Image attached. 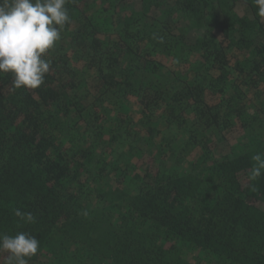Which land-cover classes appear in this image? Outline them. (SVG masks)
I'll return each instance as SVG.
<instances>
[{
    "label": "trees",
    "instance_id": "16d2710c",
    "mask_svg": "<svg viewBox=\"0 0 264 264\" xmlns=\"http://www.w3.org/2000/svg\"><path fill=\"white\" fill-rule=\"evenodd\" d=\"M66 7L44 83L0 73V233L37 237L28 264H264L253 0Z\"/></svg>",
    "mask_w": 264,
    "mask_h": 264
},
{
    "label": "clouds",
    "instance_id": "9594fccd",
    "mask_svg": "<svg viewBox=\"0 0 264 264\" xmlns=\"http://www.w3.org/2000/svg\"><path fill=\"white\" fill-rule=\"evenodd\" d=\"M67 0H0V73L12 75L17 89H37L44 83L50 61L45 55L61 38L70 23ZM257 16L264 19V0H253ZM251 181L264 175V153L252 155ZM25 223H35L31 212L15 210ZM39 249V240L28 232L0 233L3 264H28Z\"/></svg>",
    "mask_w": 264,
    "mask_h": 264
}]
</instances>
